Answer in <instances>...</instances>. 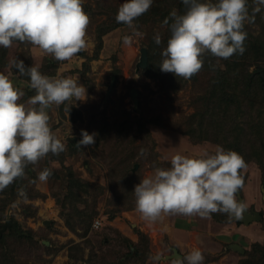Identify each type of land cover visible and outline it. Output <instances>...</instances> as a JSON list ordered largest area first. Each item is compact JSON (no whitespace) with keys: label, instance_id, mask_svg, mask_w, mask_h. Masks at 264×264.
Here are the masks:
<instances>
[{"label":"rangeland","instance_id":"obj_1","mask_svg":"<svg viewBox=\"0 0 264 264\" xmlns=\"http://www.w3.org/2000/svg\"><path fill=\"white\" fill-rule=\"evenodd\" d=\"M124 2L126 0H83V9L90 17L86 29L87 47L71 60L57 61L54 71L48 75L77 80L85 87L87 98L65 102L59 107L52 105L46 110L49 126L66 145L65 151L59 155L48 153L34 165L35 179L23 178L25 195H21V189L0 193L2 223L11 218L28 233L25 239H17L6 231L8 245L5 249L16 248L15 261L9 260L8 264H119L121 260L124 264H172L166 255L172 253L173 247L179 249L182 257L199 248L204 255L203 264H239L251 244L263 240L261 220L243 223L233 218L222 222L212 215L202 218L167 214L156 221H147L137 211L133 190L141 179L153 175L158 167L170 168L171 158L177 153L188 156H199L204 152L213 154L220 145L209 140L193 141L172 127L180 116L194 110L193 96L201 93L209 73H199L196 81L182 78L178 85L172 84L165 72L161 71L160 75L153 71L148 73L146 67H138L139 48L147 46L150 34L162 37L165 22L141 16L134 25L143 36H134L132 28L115 19ZM103 24L113 27L101 33ZM247 25L249 32L257 34L261 31L258 23ZM125 36L131 37L127 43L123 39ZM98 39L101 47L95 55ZM162 49L160 46L154 54L156 65L163 59ZM6 51L7 64L0 67V71L14 87L23 91L31 89L30 79L20 77L11 61L19 58L18 54L25 55L29 61L30 56L38 61L51 55L26 42H13ZM148 58L149 55L147 64ZM114 70L117 74L110 88ZM130 87L137 90L136 107L129 94ZM25 95L18 103L27 105L34 91ZM72 105L76 110L71 113L69 107ZM252 116L250 124L258 131L260 123L264 126V121L261 122L264 116L256 113ZM157 117L162 123L151 121ZM237 118L244 124L240 115ZM142 125L149 130V135L144 133V128L140 129ZM81 130L90 134L95 132L96 143L88 148L78 147ZM261 136L264 138V133L254 135L258 141ZM49 157L52 166L62 171L68 166L91 184L87 191H79L81 198L76 200L80 209L93 212L89 223H76L71 200L65 194L66 182L60 187L59 180L48 178L41 182L38 179ZM135 164L137 167L133 170ZM246 165L242 171L246 176L244 185L239 190L243 204L249 210L264 211L261 170L254 160ZM95 220L99 221L96 226L93 225ZM139 232L144 234L148 254L142 256V261L127 262L129 248L124 236L136 243ZM231 243L240 244L244 251L233 249Z\"/></svg>","mask_w":264,"mask_h":264},{"label":"clouds","instance_id":"obj_2","mask_svg":"<svg viewBox=\"0 0 264 264\" xmlns=\"http://www.w3.org/2000/svg\"><path fill=\"white\" fill-rule=\"evenodd\" d=\"M184 14L171 11V36L162 51L159 67L185 80L203 67L206 54L218 59H229L243 54L247 38L246 23L254 22L255 15L264 8V0H181ZM153 0H126L119 7L116 21L133 29L132 35L142 37L135 30L134 21L146 13ZM89 15L83 0H0V47L10 48L13 42L38 46L54 60L68 61L87 47L86 29ZM168 23V18L165 19ZM124 42L131 39L125 36ZM154 42L161 44L159 34ZM11 65L20 75L30 78L36 94L27 106L18 101L25 95L15 88L10 79L0 73V191L25 175L29 164L35 165L48 153L59 155L66 145L49 126L47 109L65 102L87 98L83 85L73 78L44 75L36 66L26 67L23 60L14 59ZM70 110V109H69ZM77 146L88 148L96 143V133L81 130ZM143 149L141 152L143 153ZM170 168H156L134 186L136 208L142 218L156 221L162 215L208 217L224 213L240 218L246 205L236 195L243 187L244 158L232 150L217 146L215 152L199 156L175 154ZM52 175L45 168L38 174L41 182ZM21 195H25L21 190ZM172 264H203L199 248L186 256H173Z\"/></svg>","mask_w":264,"mask_h":264},{"label":"trees","instance_id":"obj_3","mask_svg":"<svg viewBox=\"0 0 264 264\" xmlns=\"http://www.w3.org/2000/svg\"><path fill=\"white\" fill-rule=\"evenodd\" d=\"M213 2H215V0H213ZM248 3L249 11L251 12L252 0H248ZM174 9L181 15L187 11L186 6L181 0H158L154 1L151 8L141 15L155 17V19H160V21L164 22L165 19L168 18V23H165L164 34L161 37V44L157 45L154 42L153 35L150 34L147 46L143 45L146 48L147 55H149L148 64L146 66V71L148 73H151L152 71L159 75L161 73L159 67L160 64H155L156 61L154 54L157 53L160 46L163 49L167 46V41L171 36V19L169 14ZM139 18L136 19L134 23L139 20ZM252 23H258L261 31L257 34H254L251 31L249 32L248 23H246L245 31L247 32V38L244 42L245 51L242 55L235 54L226 60L213 57L210 53L203 57L204 64L202 69L190 79L196 81V78L199 76L198 74L201 72L209 73L210 76L206 85H204V88L200 90L201 93H197L193 96L194 100L192 102L194 110L187 115L180 116L178 122L172 127L179 129L181 132L188 135L193 141L209 140L218 143L226 151H235L244 158L246 164L250 160L256 161L261 170V176L264 179V138L261 136L258 141L254 137L258 132H261L262 134L264 133V126L260 123L257 126L260 130L256 131L254 130L255 128H253L254 125L250 124L254 113H256L257 116L259 114L264 116V8H262L261 12L255 15L254 22ZM103 25L105 27L102 28L101 33L113 27L111 24ZM98 41L99 42L96 44L97 48L95 49V55L101 47L100 39H98ZM6 50L7 48L0 47V67L7 64ZM18 56L19 58L17 59L23 60L26 67L36 66L44 75H50L58 63L57 60H54L51 56H45L43 60L41 58L38 61L32 59V56H30L31 61L27 60L26 56L23 54H18ZM251 65L252 68H250ZM15 71L18 73L16 68ZM113 72L116 77V70ZM0 73L2 72L0 71ZM166 74L170 78L172 84L176 82L179 85L181 83V77H175L172 73ZM18 75L20 74L18 73ZM20 77L30 79L27 75H20ZM30 91H34V95L36 94L35 90L32 88L24 89L25 94H28ZM69 109L71 113L76 110L73 105L70 106ZM238 115L243 118V122L245 121L244 124H242L237 118ZM151 121L162 123L160 122V117ZM263 121L264 119H262L261 122ZM144 126H140V129L141 127V130L144 128V133L146 132L147 135H149V130ZM72 144H74L73 146H76V142H73ZM49 159L50 157L46 160L43 169L48 168L51 170L52 175L49 178L53 181L59 180L60 187L66 182L65 194L67 195V198L71 200V207L75 211L73 216L77 217L76 223H89L93 212L87 213L84 208L80 209L77 206L76 200L81 198L79 191H87V188H89L91 184L78 177L68 166H64V171L56 166H52ZM111 167L109 169H111ZM113 167H115V165H113ZM30 174H34V176H29ZM241 174L245 181V174ZM35 176L34 165L29 164L25 169L24 177H29L30 179L33 178L34 180ZM24 177L18 178L11 185L0 191V193H14L20 189L22 190ZM258 211L260 213L259 220L263 222L264 226V211ZM2 215L3 213L0 212V227L2 225ZM211 215L216 220L222 222H227L233 219V217L224 213H213ZM236 221L239 222V220ZM16 223L20 227L17 221ZM20 229L21 232L19 233L13 226H8L1 232L0 248L3 246L4 249H0V264H8L9 260L11 262L15 261L16 248L10 250L5 249L8 245V242H5V238L6 234L9 232L17 239H25L28 237V233L21 227ZM144 238V234L139 232V241L134 243L127 238V236H124V240L129 248L126 251L127 257L125 260L127 262L142 261V256L148 254L149 250ZM140 239L143 240L142 245H140ZM124 263L123 260L119 262V264ZM239 264H264V237L261 242L255 241L251 244V248L246 250L245 257L239 262Z\"/></svg>","mask_w":264,"mask_h":264},{"label":"water","instance_id":"obj_4","mask_svg":"<svg viewBox=\"0 0 264 264\" xmlns=\"http://www.w3.org/2000/svg\"><path fill=\"white\" fill-rule=\"evenodd\" d=\"M146 65H147V51H146L145 46H141L139 48V59L137 61V66L140 67V68H144V67H146ZM114 79H115V75L111 74L110 88L113 85ZM129 94H130V97H131V100H132V103H133V107H136L137 103H138L137 96H136V94H137L136 88L135 87H131L129 89ZM136 167H137V164L134 165L133 170ZM262 192H263V195H264V184L262 186ZM237 197H238V199H237L238 202L243 203V198L240 195L239 191L237 193ZM233 218L236 219V220H239V221H241L243 223H248L251 220H259L260 219V213H259L258 210H255V209H250L249 210V209H247V207H245V209H243V211H242V214H241L240 218H236V217H233ZM44 222L46 224L48 223L47 220H44ZM8 226H13L17 230V232H19V233L21 232V229L17 225L16 221L12 220L11 218H6L4 220V222L2 223L1 227H0V234ZM230 246L233 249H236L239 252H243L244 251V248L238 243H231ZM173 256H180L181 257L182 254L176 248H172V253L169 254V255H166V257L172 258Z\"/></svg>","mask_w":264,"mask_h":264},{"label":"built area","instance_id":"obj_5","mask_svg":"<svg viewBox=\"0 0 264 264\" xmlns=\"http://www.w3.org/2000/svg\"><path fill=\"white\" fill-rule=\"evenodd\" d=\"M99 223V221H97V220H95L94 222H93V225H97Z\"/></svg>","mask_w":264,"mask_h":264},{"label":"crops","instance_id":"obj_6","mask_svg":"<svg viewBox=\"0 0 264 264\" xmlns=\"http://www.w3.org/2000/svg\"><path fill=\"white\" fill-rule=\"evenodd\" d=\"M173 248H176L178 251H179V249L177 248V247H173ZM182 254V253H181ZM182 257V256H181Z\"/></svg>","mask_w":264,"mask_h":264},{"label":"flooded vegetation","instance_id":"obj_7","mask_svg":"<svg viewBox=\"0 0 264 264\" xmlns=\"http://www.w3.org/2000/svg\"><path fill=\"white\" fill-rule=\"evenodd\" d=\"M248 209V208H247Z\"/></svg>","mask_w":264,"mask_h":264}]
</instances>
